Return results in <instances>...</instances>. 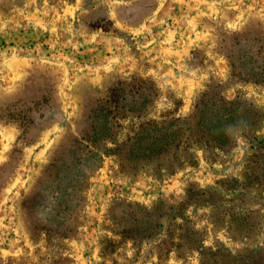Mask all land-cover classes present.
I'll return each mask as SVG.
<instances>
[{
	"label": "rangeland",
	"instance_id": "1",
	"mask_svg": "<svg viewBox=\"0 0 264 264\" xmlns=\"http://www.w3.org/2000/svg\"><path fill=\"white\" fill-rule=\"evenodd\" d=\"M207 91L250 134L166 176ZM0 264H264V0H0Z\"/></svg>",
	"mask_w": 264,
	"mask_h": 264
},
{
	"label": "flooded vegetation",
	"instance_id": "2",
	"mask_svg": "<svg viewBox=\"0 0 264 264\" xmlns=\"http://www.w3.org/2000/svg\"><path fill=\"white\" fill-rule=\"evenodd\" d=\"M209 93H211V92H209V91L204 92L202 95H200L198 97L197 101L194 104V108L192 109L191 113L189 115H187V117H183V118L179 117V119H177V121H179V122L187 121L188 123H190L191 130H185V129H182V128L178 129L176 127V129H178V131L174 132L175 128L173 129V134H172L173 140H171L172 142L170 144V146H173V147H172V149H170V147L167 148V149H163L164 151H162V153L160 154V155H162L161 158L164 159V164L159 166V167L157 166L160 171L165 172L166 171L165 164L171 166L172 162L176 161V160L173 161V158L175 156H178V159H177V161L175 163H179V168L178 169H181L183 166H185L187 164V161H188L187 158H190V155H189L190 153H188V151L190 152L191 150L194 149L195 151L196 150H200L202 152L205 151V152H213V153H215V152H224L225 153V152H227L228 150H230L231 148H233L235 146L236 141L241 136L250 134V132H246V133L243 132V129H240V127H238V129L235 132L230 133V142L225 147H216L214 145V146L209 147V148H200L196 144L195 145L191 144L188 147H185V145H187V143L190 141L191 137L195 136V138H196L197 137L196 136L197 133H200V131L204 130V126L200 125V121H201V117H200L201 113H200V111L203 109V107L205 105H207V104H211V106H218V105L221 106V102H222L221 99H223V98L227 99L226 96L215 93V94L218 95V97L215 100L216 95L213 94V96H211V94H209ZM212 93H214V92H212ZM207 97H210L212 99H208ZM227 100L228 101H235L237 103L236 105H239L238 104L239 102L237 101V99H232V100L227 99ZM197 104H199V107H196ZM236 112H237V110L235 111V113ZM185 131H187V132H185ZM180 133L182 135L185 133L187 135V137L188 136L189 137L188 138L186 137L185 141H183L181 143V147L176 148L175 143H177V141L180 140V138H179ZM204 136L207 137L206 134H204ZM208 136H210V134H208ZM156 157H159V156L156 155ZM175 170L176 169H172L171 171H166V176L174 175L176 173ZM170 182H172L173 185H167ZM174 182H178V181L177 180L173 181L171 178L169 179V181L168 180L159 181L157 183L158 185H156V187H158V190H156V191H158V192H162L163 191L165 193L168 192V191L172 192L174 190V187L176 186V184ZM219 184H220V182H219ZM149 187H151V186L149 185ZM191 188H193V186ZM218 188L213 187V189H218ZM187 191H188V188L186 187L184 189V193H186ZM202 191L204 192L203 194L200 193L202 196L205 193L208 192L207 189H204ZM138 193L140 194V196L138 195V197L140 199H142L144 201H148V202H150V201L156 199L158 196L162 195V194H156V193L152 194L153 192H150V194H147L146 188L139 189ZM165 201H167V199L160 198L155 203V205H158V203L159 204H163V202H165ZM210 206H214V205H212L210 203ZM183 210H184V205L175 214V220L183 218ZM247 211H248V209H244L243 208V209H241L239 214H243L244 216H246L247 213L251 214V212H247ZM243 212H247V213H243ZM246 219H248V217ZM232 224H233V221L231 219L229 221H227V226L228 227H231ZM231 237L234 238L232 235H231ZM180 239H181L180 240V244L185 246L186 251L189 252V253H191V252L203 253V251L206 249L205 245H204V241L201 240V239H199L197 244H195V243L188 244L187 242H185V240H186L185 235H182L180 237ZM175 240L177 241V238Z\"/></svg>",
	"mask_w": 264,
	"mask_h": 264
},
{
	"label": "trees",
	"instance_id": "3",
	"mask_svg": "<svg viewBox=\"0 0 264 264\" xmlns=\"http://www.w3.org/2000/svg\"><path fill=\"white\" fill-rule=\"evenodd\" d=\"M221 100V106H211V104H207L203 107V109L200 111V125L204 126V130L200 131V133H197L196 138L195 136L191 137L190 141L187 143V145H185V147H188L191 144H196L200 148H209L214 145L216 147H225L228 145L230 142V133L235 132L238 129L237 126L242 125L244 121L237 120L236 118L235 111L238 108L235 107L237 104L235 101H228L224 98ZM196 107H199V104H197ZM189 125L190 123L184 121L179 123L180 127L177 128L184 129L189 127ZM178 129L175 128L174 132H177ZM185 130H191V128ZM172 134L173 131L170 135H162L160 137L154 138L155 140L153 145L155 146L158 155L164 151L163 149L170 147V144H165V141L163 140H165L167 137H170ZM204 134H206L207 137H205ZM208 134H210V136H208ZM183 141L185 140L181 139L180 137V140L175 143L176 148L181 147V143ZM177 159L178 156H175L173 161H177Z\"/></svg>",
	"mask_w": 264,
	"mask_h": 264
}]
</instances>
